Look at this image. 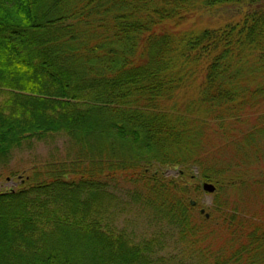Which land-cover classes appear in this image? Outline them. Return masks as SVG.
<instances>
[{
	"label": "trees",
	"instance_id": "trees-1",
	"mask_svg": "<svg viewBox=\"0 0 264 264\" xmlns=\"http://www.w3.org/2000/svg\"><path fill=\"white\" fill-rule=\"evenodd\" d=\"M48 2L0 0V179H21L0 191V264H264V222L239 215V200L217 198L209 219L201 212L202 182L222 198L244 180L207 177L204 168L194 176L203 128L185 131L190 123L160 105L190 71L200 75L199 113L215 122L240 118L245 110L235 111L251 109L255 95L262 105L264 87L250 88L261 76L243 77V66L264 70V0ZM209 13L217 28L174 35ZM58 136L68 141L63 162H32L27 175L12 169L25 144ZM124 184L133 194L122 205L113 191ZM140 220L164 230L144 237ZM172 228L177 254L163 242Z\"/></svg>",
	"mask_w": 264,
	"mask_h": 264
},
{
	"label": "rangeland",
	"instance_id": "rangeland-1",
	"mask_svg": "<svg viewBox=\"0 0 264 264\" xmlns=\"http://www.w3.org/2000/svg\"><path fill=\"white\" fill-rule=\"evenodd\" d=\"M48 1L49 2L47 6L50 4V0ZM72 1L75 2V0ZM79 1L80 0H77V2ZM47 10L53 12L49 9ZM42 13H44V11H42ZM35 15H37V13ZM59 15L60 13L57 12L51 13V17L53 18L59 17ZM231 19L233 18L230 15L223 16L221 18V20L225 22H228ZM217 21L218 19L213 20V14L210 15V13L199 16L197 15V17H191L190 20L186 21L183 25L175 28L174 35L178 36L179 34L180 36L187 35L190 37L191 33H193L194 36H197L205 28H217L219 24ZM165 27L170 28L174 26L169 24ZM165 32L166 31H162L160 29L156 30L157 34H163ZM169 32L173 34V31ZM35 38H37V43L39 44V40L42 39L40 34L36 35ZM43 47L45 48V45ZM61 62L62 63L60 64V67H63L65 63L63 61ZM68 66L69 65H67V67ZM243 68L246 69L243 77H253L254 74H256V76H261V78H258L256 81H254V84L250 87L251 89L256 90V87H264L262 83L264 81V70H259L261 73L257 74V70L251 69L250 64H247V67L244 65ZM190 72L191 74H180L178 76L179 90L177 89L175 94L169 99L164 97L160 98V105L164 108V110L169 111L172 114L182 116L185 119V123H190V125L187 124L185 126V131L190 128V130H194L195 132L199 133L198 130L203 128L200 130V134L203 138L200 143V149L207 151V154H205V157L200 158L199 155L203 151L198 150V153L195 154V158L192 161H199L200 164L198 166V164L195 163L193 166H191V172L194 174V176L200 177L204 168V172L207 177L216 176L229 181L230 179H233L235 176H237L244 180L243 183L240 181L242 183L241 189L232 190L226 186L227 190L225 191L224 187L222 198L216 196L218 192H216L217 187L214 183L207 181L202 182V198L200 200V205L203 209L201 212L202 214H205L206 218L209 219L210 216L209 214L205 213V209H211L217 198L221 201L222 199H237L240 201L237 211L242 212L239 215L245 217V220L255 219L256 221L264 222V206L262 204L264 201L262 197V192L264 189L262 190L261 194H258L257 190L258 188H264V101H259L262 105L258 106L257 102L260 98L257 97L258 95H255L250 102L251 109L244 107L241 110L238 109L235 111V113H240L241 111L245 110L246 113L244 112L240 118L231 120V113H225L220 121L215 122L199 113L200 96L198 95L197 83L195 81L200 75L196 74L195 71ZM181 77H183V80ZM76 78L77 79H74V82H82L85 80L80 75H77ZM237 81L239 82L240 86L244 84V81L241 77H238ZM193 82H195V84H193ZM244 90L245 89L243 88V91ZM259 93L260 91L258 94ZM96 118L100 121L102 119H107V115H97ZM201 122H203V124ZM213 123L215 124L214 126ZM94 135L95 133H93L91 136ZM108 143L109 141L106 139L105 141L99 142L97 145L99 147H107ZM67 144L68 141L65 136H58L57 139L50 143L42 141L27 143L23 149L16 151L10 158V166L16 171L18 170L22 172V170H25V173L21 175H27L30 171L32 162H42L48 158L59 159V161L63 162ZM52 156L55 158H52ZM130 165L131 167H134L136 163L131 161ZM152 170L163 171L166 177L178 176V170L174 168L164 169V167L154 166L152 167ZM19 180L21 179H0V191L16 188L17 185H19ZM206 183L215 186V191L213 193L205 191L203 185ZM124 185L125 187H123L122 190L120 188L113 191V193L119 198L122 205L127 201H130V198L127 197V193L129 196L133 194V189L130 187L131 185ZM258 200L259 205L257 204ZM192 202L195 203V206L196 199L191 201V204ZM257 205L259 206L258 210ZM256 210L257 212H255ZM125 218L126 217H121L120 221L124 220ZM126 220L128 219L126 218ZM143 222L144 221L142 220L139 222V233H142L144 237L149 236L148 231H146L148 229L151 230V234L153 232H163L164 230L161 223L154 225V222H149L150 226H147V228L146 224ZM163 242L167 243L166 245L170 247L166 250V252H173L177 254L176 252H178V250L180 251V248H178L179 244L176 241V231L173 228L168 229L166 236L163 238ZM185 258L186 256L184 259Z\"/></svg>",
	"mask_w": 264,
	"mask_h": 264
},
{
	"label": "water",
	"instance_id": "water-1",
	"mask_svg": "<svg viewBox=\"0 0 264 264\" xmlns=\"http://www.w3.org/2000/svg\"><path fill=\"white\" fill-rule=\"evenodd\" d=\"M203 188L205 189V191L210 192V193H213L215 191V186L212 185V184L206 183V184L203 185ZM194 204L195 203L192 202V206H194Z\"/></svg>",
	"mask_w": 264,
	"mask_h": 264
}]
</instances>
